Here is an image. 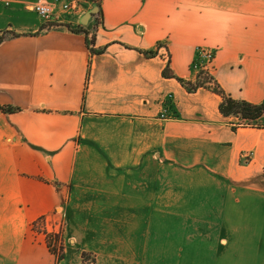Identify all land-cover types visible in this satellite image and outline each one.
Listing matches in <instances>:
<instances>
[{"label": "crops", "instance_id": "obj_1", "mask_svg": "<svg viewBox=\"0 0 264 264\" xmlns=\"http://www.w3.org/2000/svg\"><path fill=\"white\" fill-rule=\"evenodd\" d=\"M35 1L0 0V106L21 109L0 111V264H264V128L178 80L210 47L224 91L264 103V0H76L49 24ZM96 3L93 55L73 30ZM55 215L62 256L33 229Z\"/></svg>", "mask_w": 264, "mask_h": 264}, {"label": "trees", "instance_id": "obj_2", "mask_svg": "<svg viewBox=\"0 0 264 264\" xmlns=\"http://www.w3.org/2000/svg\"><path fill=\"white\" fill-rule=\"evenodd\" d=\"M97 15L100 16L99 14ZM59 27H65L71 30L70 27L67 25H50L44 27L43 30ZM73 31L86 35L87 46L93 55L101 53L103 51V49L95 48V32L92 34L89 30L85 29V26H80L78 29H75ZM8 34L9 33H2V35L0 36V43L4 42L9 38H14L17 36L15 34H11L9 36ZM145 54L148 56L156 55V53L154 52H145ZM164 75L168 77H174L169 68L164 71ZM178 80L186 87L189 92H196L199 89L205 88L218 94L222 98V102L220 104V113L222 114V116L226 119L236 118L239 120L238 123H231L233 124V130H237L241 127L264 128V123H262V121L264 120V103L255 105L245 100L233 98L231 95L224 91V89L220 86L216 78L211 76L207 72H199L197 75V80L193 83L184 79ZM0 111L4 113H16L21 111V109L13 106H0ZM84 255L85 254H83V256Z\"/></svg>", "mask_w": 264, "mask_h": 264}, {"label": "built area", "instance_id": "obj_3", "mask_svg": "<svg viewBox=\"0 0 264 264\" xmlns=\"http://www.w3.org/2000/svg\"><path fill=\"white\" fill-rule=\"evenodd\" d=\"M7 5L9 3H6ZM45 24L53 21L56 14L59 13H81L80 3L76 0H36L29 5ZM216 51L210 47H199L197 49V56L192 64V68L196 73L209 72L214 70V62L216 59ZM169 111V105L166 104L162 117L165 118Z\"/></svg>", "mask_w": 264, "mask_h": 264}, {"label": "rangeland", "instance_id": "obj_4", "mask_svg": "<svg viewBox=\"0 0 264 264\" xmlns=\"http://www.w3.org/2000/svg\"><path fill=\"white\" fill-rule=\"evenodd\" d=\"M6 3H9V2L6 1ZM80 6H81V13H82V12H84V9H83L81 4H80ZM96 7H98L100 9L99 3H96V5L94 7H92L90 10H92ZM97 14H99V11L93 14V16L95 17V23L93 24V26H91V28L89 30L92 34L96 31V28H98V25H99L100 16H98ZM95 15H97V16H95ZM215 51H216V49H215ZM207 73H209V72H207ZM209 74L214 77V75L212 73H209ZM197 75H198V73H197ZM166 104L169 105V111L167 113L169 116L172 114L171 111L173 109V106L171 105V103L169 101ZM238 122H239V120L236 118H232L230 121V123H238ZM262 123H264V120L262 121ZM245 157H246L245 158L246 160L250 161L253 157V153L252 152L247 153L245 155ZM53 217L54 216H52L51 218H53ZM54 225H57V228L60 227L59 229H61L63 226V218H59L58 216L55 215L53 220L46 221V219L44 217H41L34 223L33 229H35L37 232H39L45 236L47 246L50 247L56 255L62 256V253H63L62 237L57 231H55L56 230L55 227L53 228ZM59 247H62L61 250H59ZM200 248H202V247H200ZM84 254L85 255L83 256V258L86 261H90V260L93 261L94 258H96L91 253L90 254L84 253ZM183 254H186V252H184Z\"/></svg>", "mask_w": 264, "mask_h": 264}, {"label": "water", "instance_id": "obj_5", "mask_svg": "<svg viewBox=\"0 0 264 264\" xmlns=\"http://www.w3.org/2000/svg\"><path fill=\"white\" fill-rule=\"evenodd\" d=\"M98 11L100 12V9H99L98 7H96V8H94V9L88 11V12L82 17L80 23H81L82 25H87L88 22H89V20H90L91 17L93 16V14L96 13V12H98Z\"/></svg>", "mask_w": 264, "mask_h": 264}]
</instances>
